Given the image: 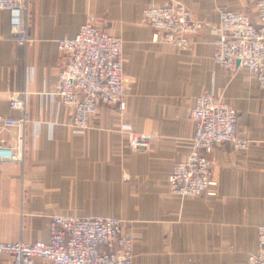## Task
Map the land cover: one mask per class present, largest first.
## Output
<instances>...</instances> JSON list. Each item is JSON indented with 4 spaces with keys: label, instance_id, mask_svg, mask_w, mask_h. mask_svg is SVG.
<instances>
[{
    "label": "crops",
    "instance_id": "1",
    "mask_svg": "<svg viewBox=\"0 0 264 264\" xmlns=\"http://www.w3.org/2000/svg\"><path fill=\"white\" fill-rule=\"evenodd\" d=\"M25 22L32 45L11 34V15L0 13V113L14 94L26 93L23 163L0 162V243L47 242L54 215L119 217L134 235L133 264H248L264 224V88L247 70L232 74L213 60L220 10L248 13L251 0H173L204 23L187 51L152 41L143 11L170 0H27ZM88 17L123 44L125 109L101 105L92 130L76 135L67 126L71 109L50 97L64 56L58 41L74 38ZM220 98L238 112L245 151L231 143L212 154L217 196L169 194L172 166L190 153L195 125L189 114L197 97ZM122 125L149 137V151L133 153ZM18 129H0L12 145ZM84 181L90 187H77ZM99 186V187H93ZM103 191L107 206L77 212L61 203L62 191ZM12 258L0 255V264ZM35 264H50L38 259Z\"/></svg>",
    "mask_w": 264,
    "mask_h": 264
},
{
    "label": "built area",
    "instance_id": "2",
    "mask_svg": "<svg viewBox=\"0 0 264 264\" xmlns=\"http://www.w3.org/2000/svg\"><path fill=\"white\" fill-rule=\"evenodd\" d=\"M251 1L257 24L246 12L218 11L220 22L212 30L216 37L212 60L232 74L247 70L264 88V0ZM27 6V0H0V13H10L11 34L21 47L33 43L25 22ZM144 19L155 30L154 42L163 40L180 51H187L192 37L204 27L188 8L173 0L145 9ZM123 44L121 38L96 26L93 19L87 20L74 38L58 41L65 61L50 97L71 109L67 126L76 135L92 130L91 119L101 105L125 109ZM25 94H14L9 100L10 109L21 112L19 118L0 113V129L21 132L12 145L0 142V162H24L23 131L31 121ZM189 117L195 125L191 150L185 160L172 167L170 193L181 199L214 197L218 183L212 178L211 161L202 153L210 154L224 143L245 151L251 142L239 136L238 112L220 98L197 97ZM125 129L132 152L148 148L149 137ZM135 242L134 235L126 232L125 221L119 218L54 215L47 242L0 243V255L10 256V264H35L38 259L50 264H133ZM248 264H264V224L257 228V250Z\"/></svg>",
    "mask_w": 264,
    "mask_h": 264
},
{
    "label": "rangeland",
    "instance_id": "3",
    "mask_svg": "<svg viewBox=\"0 0 264 264\" xmlns=\"http://www.w3.org/2000/svg\"><path fill=\"white\" fill-rule=\"evenodd\" d=\"M145 11V10H144ZM144 11H143V21L144 23H146V25H148V27H150L153 31V35L155 34V30L151 27V25L149 23H147L144 19ZM240 11V10H239ZM89 19H93L95 20L94 17L90 18L88 17L87 20ZM95 23V21H94ZM96 24V23H95ZM96 26H98L96 24ZM99 27V26H98ZM100 28V27H99ZM102 31H104L102 28H100ZM110 34V33H108ZM113 35V34H111ZM152 35V38H153ZM115 36V35H113ZM118 37V36H115ZM120 38V37H119ZM153 41V40H152ZM159 43H163V44H167L165 43L163 40H159ZM124 43V42H123ZM158 43V42H157ZM125 76V75H124ZM125 127H129L130 131H132V127L130 125H122L121 130L126 131ZM133 134H137L135 132L132 131ZM81 136H85V135H81ZM148 137V136H147ZM128 146V144H127ZM129 148V147H128ZM150 148V142L148 145V148L143 149L141 152H145V151H149ZM131 151V150H130ZM132 152V151H131ZM134 153V152H133ZM203 156H205L204 154L207 153H202ZM212 154V153H210ZM206 157V156H205ZM207 158V157H206ZM209 159V158H208ZM212 163V169H213V161L211 159H209ZM176 164V163H175ZM173 167V166H172ZM172 170V169H171ZM212 178H213V174H212ZM215 181V180H214ZM217 183V181H215ZM77 187H90L89 184H87L84 179H82V181L77 183ZM93 187H99V186H93ZM61 203H67L68 206L72 207V208H77V212H91L93 210H98L99 208H96L97 206H107L109 204H116V203H109L110 199L109 196H114L116 195V193H107V192H103V191H85V190H77V191H62L61 193ZM169 194L170 193V189H169ZM172 195V194H171ZM174 196V195H172ZM217 196V195H216ZM176 197V196H175ZM204 197V196H203ZM179 198V197H178ZM181 199V198H180ZM61 216H65V215H61ZM81 217V216H78ZM107 217H115V216H107ZM119 218V217H116ZM121 219V218H119ZM122 220V219H121ZM124 221V220H123Z\"/></svg>",
    "mask_w": 264,
    "mask_h": 264
}]
</instances>
